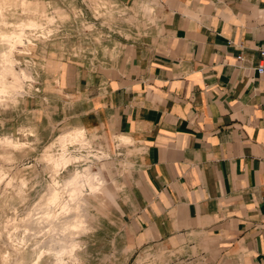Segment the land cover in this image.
Listing matches in <instances>:
<instances>
[{
    "label": "crops",
    "instance_id": "1",
    "mask_svg": "<svg viewBox=\"0 0 264 264\" xmlns=\"http://www.w3.org/2000/svg\"><path fill=\"white\" fill-rule=\"evenodd\" d=\"M124 1L135 23L58 61L39 123L115 143L95 239L117 263L264 264V0Z\"/></svg>",
    "mask_w": 264,
    "mask_h": 264
},
{
    "label": "rangeland",
    "instance_id": "2",
    "mask_svg": "<svg viewBox=\"0 0 264 264\" xmlns=\"http://www.w3.org/2000/svg\"><path fill=\"white\" fill-rule=\"evenodd\" d=\"M131 1L133 9L137 6L145 14L151 9L147 11L144 6L153 8L155 3V0ZM128 7L131 4L124 0H0V58L4 52H12L15 67L30 75L19 91L0 100V139L22 143L16 149L10 143L0 144V264H58L55 251L51 245L48 248L54 233L46 231L48 227L38 228L41 224L36 226L33 220L42 219L43 213L36 212L46 203L42 196H47L54 180L63 202L69 201L64 186L77 173L83 177L95 174L98 178L91 185L96 190L102 189L96 196L90 186L84 187L79 210L73 208L64 215L65 221L74 222L78 217L87 222V227L75 234L79 245L72 251L74 254L63 255L62 264H124L115 262L117 258L108 253V245L94 237L95 211L112 199L106 190L109 187L114 195L115 176L121 172L116 169L115 143L84 128L87 137H81L82 143L72 141L62 146L57 138L65 128L45 140L39 123L52 112L51 108L46 109L45 99L50 79L61 69L58 61L69 55L73 58L93 55L94 45L101 42L100 27L115 31L117 24H134L135 15L134 19L126 20ZM31 23L35 25L30 26ZM12 33L18 37L5 39ZM7 78L12 80L10 75ZM47 148L56 157L68 152L71 163L55 170L53 164L41 158ZM29 220L35 228L27 229ZM101 249L106 254H100ZM159 259L162 257L156 252L146 251L136 254L127 264H157Z\"/></svg>",
    "mask_w": 264,
    "mask_h": 264
},
{
    "label": "bare ground",
    "instance_id": "3",
    "mask_svg": "<svg viewBox=\"0 0 264 264\" xmlns=\"http://www.w3.org/2000/svg\"><path fill=\"white\" fill-rule=\"evenodd\" d=\"M17 37L18 36L15 33H12L10 35H6L5 39H8L10 41V39L14 40V38H17ZM20 39H21V36H20ZM0 61H1L0 63V100H2L1 98H3V96L5 97L9 93L12 94L14 92L19 91L20 88H22L23 81L29 78L30 76L28 77L27 75L28 72L26 73L25 71L21 69L18 70L15 67V60L12 58V52L10 53L4 52V54L2 55V59L0 58ZM8 75L12 77V80H8L7 78ZM83 136H84L83 132L81 131H75V132L70 131V132L61 134L57 138V142L62 146H67L66 144L72 141H76L75 143L80 141L82 143ZM2 143H5V144L10 143L12 144V147H15V149L22 147L21 146L22 143L15 142L9 139L7 140V138L5 140L0 139V144ZM55 144H56V141L54 142V145ZM54 145L52 144L50 146H54ZM67 153L63 152L61 155L56 157L51 154L50 148H47L43 156L41 155V158L43 157V159H45L47 163L53 164L55 170H59L61 166H67L71 163L70 155L68 156ZM97 178L98 177L93 173H89L85 177L81 176L80 173H77L75 177H73L70 180L68 179L69 181L67 180L68 182L65 184L64 190L69 193L70 198H69V201H64V202L61 196L62 193H60L61 190L59 191V189L56 186L58 184L57 180H54L53 182L55 184L50 187V190L47 193V196L46 197L42 196L46 198L45 204L42 205L40 203L43 208L40 207L38 208L40 211H37V212L35 211L36 213L42 212L43 215H42V219L39 218L37 220H33L35 223L34 225L37 226L41 224L38 226V228L42 226L41 228L46 230L47 229L46 227H48L46 231L54 233L53 237L49 241L50 244H48V248H49V245H51L50 246L51 250L53 249V251H55L58 264L64 263L63 255L71 253L73 250L77 249L79 244L75 240V234L78 231L82 230L83 228L85 229V222L82 219L77 217V219H75L74 222L65 221L64 215L73 208L75 210H79L80 208L79 205L81 204L80 202L83 200L82 190L84 189V187L90 186L93 190H95V193L97 194L98 191L94 189V187H92L91 185L92 181L97 180ZM42 197H41V200H42ZM56 207H58L57 211H55L54 209ZM40 216L41 215H39V217ZM31 221L29 220L27 229H29L28 228L29 226H30V229L31 227L33 228L36 227L31 224ZM59 232H61V234H59ZM72 254L74 253L72 252Z\"/></svg>",
    "mask_w": 264,
    "mask_h": 264
},
{
    "label": "built area",
    "instance_id": "4",
    "mask_svg": "<svg viewBox=\"0 0 264 264\" xmlns=\"http://www.w3.org/2000/svg\"><path fill=\"white\" fill-rule=\"evenodd\" d=\"M260 54L262 55V56H264V49H262V50H260ZM240 58V57H239ZM257 71H258V73H263V71H264V65H259L258 66V68H257Z\"/></svg>",
    "mask_w": 264,
    "mask_h": 264
}]
</instances>
